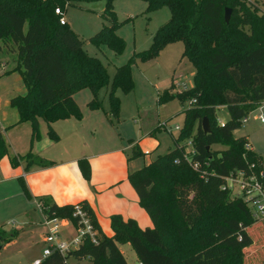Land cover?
I'll return each mask as SVG.
<instances>
[{
	"label": "trees",
	"instance_id": "16d2710c",
	"mask_svg": "<svg viewBox=\"0 0 264 264\" xmlns=\"http://www.w3.org/2000/svg\"><path fill=\"white\" fill-rule=\"evenodd\" d=\"M78 1L98 0H0V52L6 50L17 55L13 72H19L27 89L26 95L13 98L10 105L19 113L18 124H30L32 128L30 151L24 156L11 157L15 168L22 161L28 167L52 166L54 162L32 152L34 143L42 139L41 123L48 125L50 140L59 142L55 123L83 119L75 94L90 90L94 99L89 107L97 110L99 92L110 87L106 66L86 53L85 41L68 22L62 25L63 16L56 14V9L62 13L68 4ZM105 1L103 17L110 18L113 26H105L89 41L100 46L114 40L112 44L121 48L122 42L114 31V0ZM144 1L148 4L147 12L168 7L172 18L154 35L151 48L135 56L149 62L157 59L167 45L181 42L185 48L183 56L195 69V86L180 94L189 107L185 111L184 127L175 139L176 147L129 176L139 204L154 228L143 230L135 220L125 221L114 215L111 217L113 236L107 237L93 210L81 203L99 231L98 244L86 238L79 250L65 256L54 252L41 264H68L72 257L90 264H128L119 248L121 244L132 246L140 264H264L257 254L264 248H256L250 233L261 220L254 218L242 199L224 190L232 172L256 174L255 163L260 159L252 149L246 148L248 140L236 138L234 132L264 102V11L251 8L247 0ZM226 9L232 10L229 24L225 21ZM133 89L129 65L118 68L109 90V121H119L121 102L117 91ZM170 99L165 91L160 94L159 103ZM222 107L230 113L229 121L223 125L218 119ZM205 118L211 125L210 134L203 130ZM189 138L192 152L184 145ZM215 145L225 149L214 150ZM142 155L138 149L134 153V157ZM7 156H10L9 145L0 132V162ZM78 164L83 177L90 180L89 161L81 159ZM260 168L262 172L264 164ZM20 183L31 199L24 180L20 179ZM38 202L44 216L77 225L75 206H58L49 198H40ZM19 235L20 231L14 230L6 238L5 231L0 229V245L10 244Z\"/></svg>",
	"mask_w": 264,
	"mask_h": 264
},
{
	"label": "rangeland",
	"instance_id": "374dc122",
	"mask_svg": "<svg viewBox=\"0 0 264 264\" xmlns=\"http://www.w3.org/2000/svg\"><path fill=\"white\" fill-rule=\"evenodd\" d=\"M247 1L251 8L257 7L264 11V0ZM105 5V0L78 1L68 4L65 11L62 10V13L64 12L62 16L67 19L69 26L85 41L86 53L99 59L106 66L110 77V87L99 92L100 108L97 110H91L89 107V102L94 99L90 90L85 89L77 92L75 99L83 118L87 119L98 114L106 122L107 135L104 133L103 139H101L94 134L93 144L100 147L105 146V144L111 146L108 139L115 140V144L123 142L127 146L140 144L143 155L138 157L132 155L131 157V167L136 172L176 147L175 139L178 138L180 132L176 131L175 127L177 125L181 128L184 127L185 111L189 106L187 101H182L180 92L174 87V82L180 79L190 88H193L195 86V69L192 63L183 56L185 48L181 42L167 45L157 59L149 62L135 56L151 48L154 35L160 27L167 24L172 18L171 10L168 7L147 12L148 4L144 0H114L112 3L116 13L114 31L122 42L121 48L112 44L114 40L102 43L100 46L91 43L90 38L94 37L105 26H113L110 18L103 17ZM253 10L255 11V9ZM14 55L6 50L0 52V63L8 62V69L13 67ZM124 65L130 67L134 89L130 92L117 91L121 102V112L119 121L112 119L111 122L107 117V113L111 109L109 90L112 88L118 68ZM0 76H5L2 66H0ZM11 80L0 83V100L2 101L9 97L11 92H16L17 96H24L27 93L22 77ZM165 91L169 92L171 99L159 103V96ZM13 110L17 111L14 108ZM259 114V111L252 112L249 115V122L234 132L236 138L245 137L252 150L260 157L255 163L257 175L264 171L262 168V172H260V167L264 164V124L260 121ZM218 119L220 122L229 121L230 113L225 107L218 110ZM152 133L154 136H151ZM184 145L188 146V152L193 151L191 138L187 139ZM213 149L219 151L225 148L221 145H215ZM9 195L12 196L14 193L11 192ZM15 200L0 204V228L5 231L6 238L10 237L14 231L10 228L12 222L18 224L22 219L18 215L20 214L19 210H15V206L10 213L2 212L6 204H14ZM28 213L29 218L27 220L34 224L33 232L21 238L18 236L13 244L2 245L0 264H33L37 259L42 258L44 247L40 243V234L44 231L43 217L36 205L32 206ZM62 230L65 238H69L75 233L70 224ZM250 233L256 241V248L259 250L264 248V239H262L264 238V219L259 221ZM103 234L110 237L105 233ZM119 248L128 264H140L131 245L121 244ZM257 254L264 262V249ZM67 263L77 264L73 257ZM80 264L90 263L84 261Z\"/></svg>",
	"mask_w": 264,
	"mask_h": 264
},
{
	"label": "crops",
	"instance_id": "0c3cea01",
	"mask_svg": "<svg viewBox=\"0 0 264 264\" xmlns=\"http://www.w3.org/2000/svg\"><path fill=\"white\" fill-rule=\"evenodd\" d=\"M0 66L5 73V76H0V83L21 77L19 72H13L17 67L16 54L13 67L8 69V62L0 63ZM10 96L0 100V132L10 149V156L0 162V204L16 199L14 204H6L2 212L10 213L14 206L15 210H19L18 215L22 218L20 223L12 222L10 227L20 231L19 238L33 232L34 224L27 220L32 206H37L44 220V214L38 205L40 198H49L58 206L88 204L102 231L110 237L113 236L111 217L114 215H120L125 221L135 220L143 230L154 228L148 213L140 206L138 195L129 180L130 174L135 170L131 167V157L137 149L141 151L140 144H115L113 139H108L111 146L105 144L100 147L93 144L94 134L103 139L104 133L107 135L108 131L106 122L98 114L80 121L72 118L55 123L54 129L61 138L57 143L50 140L49 127L42 122V139L34 143L32 152L54 164L47 168L28 167L22 161L15 168L11 164V157L24 156L30 151L32 128L30 124H18L19 113L10 105L17 93L11 92ZM81 159H87L91 166L92 176L88 181L79 168ZM20 179L24 180L31 199L25 195ZM11 192L14 193L13 197L9 195ZM45 236L44 228L40 234V243L44 248Z\"/></svg>",
	"mask_w": 264,
	"mask_h": 264
},
{
	"label": "built area",
	"instance_id": "2783aa9c",
	"mask_svg": "<svg viewBox=\"0 0 264 264\" xmlns=\"http://www.w3.org/2000/svg\"><path fill=\"white\" fill-rule=\"evenodd\" d=\"M57 15H62L60 9H56ZM61 24L66 25L67 19L63 16ZM174 87L180 94L190 91V88L182 80L178 79L174 82ZM256 111H259V119L264 124V102H262ZM220 122V121H219ZM249 122V116L243 119V125ZM221 125L224 123L220 122ZM180 126H176L175 130L180 132ZM251 150L250 144L246 146ZM255 167L252 165L251 170ZM224 190L229 191L233 197L242 199L251 209L253 216L256 220L264 219V171L260 176L254 174L248 176L242 171L232 172L226 179ZM40 210L41 203H38ZM74 217L77 218V225H73L69 220L61 218H49L44 216L42 226L46 230L44 239L45 248L41 259L36 260L33 264H41L46 258L50 257L54 252H60L62 255H67L79 248L84 244L86 238H90L94 244H98L99 231L92 224L87 212L81 205H75ZM72 225L75 233L65 238L63 228Z\"/></svg>",
	"mask_w": 264,
	"mask_h": 264
},
{
	"label": "water",
	"instance_id": "95a60500",
	"mask_svg": "<svg viewBox=\"0 0 264 264\" xmlns=\"http://www.w3.org/2000/svg\"><path fill=\"white\" fill-rule=\"evenodd\" d=\"M231 15H232V10L231 9H226V12H225V21L227 24H229L230 22V19H231ZM203 130L205 132V134H210L212 131H211V125H210V122H209V119L208 118H205L204 121H203ZM2 245H0V251L2 250Z\"/></svg>",
	"mask_w": 264,
	"mask_h": 264
}]
</instances>
